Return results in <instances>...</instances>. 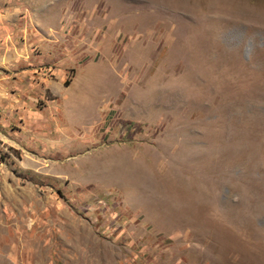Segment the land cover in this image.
<instances>
[{
    "label": "rangeland",
    "instance_id": "rangeland-1",
    "mask_svg": "<svg viewBox=\"0 0 264 264\" xmlns=\"http://www.w3.org/2000/svg\"><path fill=\"white\" fill-rule=\"evenodd\" d=\"M79 4L10 17L0 264H264V0Z\"/></svg>",
    "mask_w": 264,
    "mask_h": 264
},
{
    "label": "crops",
    "instance_id": "crops-1",
    "mask_svg": "<svg viewBox=\"0 0 264 264\" xmlns=\"http://www.w3.org/2000/svg\"><path fill=\"white\" fill-rule=\"evenodd\" d=\"M62 0H0V65L8 64L9 72L16 74L19 68H15V65L21 61L19 50L20 44L23 43V40L19 38L20 28L18 24L10 17H18L21 12H24L25 16L32 14L33 16H45V17H60L65 10L72 11L67 15H76L79 9V1L81 0H69L66 4L58 6L56 2ZM92 5V4H91ZM93 6V5H92ZM93 9H91L92 11ZM55 26V25H54ZM55 28V27H51ZM26 30V29H25ZM24 35L25 37L31 38L32 42L30 45H36V38L31 36V32ZM34 34V33H32ZM21 35V34H20ZM35 35V34H34ZM19 40V43L17 42ZM26 39V38H25ZM25 41V40H24ZM54 41V40H51ZM54 42L40 41L41 46L47 45L49 48H57ZM27 48V47H26ZM25 48V49H26ZM61 49V47H60ZM55 50V49H54ZM55 51H53L54 55ZM30 61V60H28ZM28 74H24V81H28V89L23 84L22 86L28 90L32 87V79L36 76L34 74V68L27 66L26 69ZM36 71V70H35ZM19 76V74L17 73ZM13 77V76H11ZM2 76L0 75V81ZM4 80L9 81L8 78L4 77ZM16 85L19 83L15 78H12ZM26 85V83L24 82ZM4 87L2 83H0ZM49 89H53L51 83L47 84ZM6 89V87H4Z\"/></svg>",
    "mask_w": 264,
    "mask_h": 264
}]
</instances>
